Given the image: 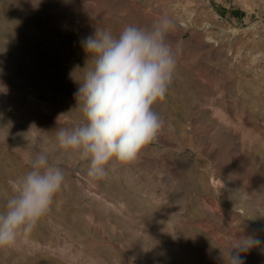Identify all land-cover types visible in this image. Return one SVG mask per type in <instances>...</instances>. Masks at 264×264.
Wrapping results in <instances>:
<instances>
[{"label": "rangeland", "instance_id": "rangeland-1", "mask_svg": "<svg viewBox=\"0 0 264 264\" xmlns=\"http://www.w3.org/2000/svg\"><path fill=\"white\" fill-rule=\"evenodd\" d=\"M167 16L176 69L157 138L102 180L62 150L96 28L118 34ZM48 154L65 181L0 264H264V0H0V209L12 181Z\"/></svg>", "mask_w": 264, "mask_h": 264}, {"label": "clouds", "instance_id": "clouds-1", "mask_svg": "<svg viewBox=\"0 0 264 264\" xmlns=\"http://www.w3.org/2000/svg\"><path fill=\"white\" fill-rule=\"evenodd\" d=\"M174 21L161 17L150 26L126 25L118 34L96 28L81 41L88 60L77 80L80 112L72 127L55 130L58 147L87 161L86 175L106 177L113 164L135 161L158 136L163 119L154 106L166 99L176 69V57L167 36ZM65 175L36 153L29 170L12 181L0 209V249L32 233L61 190ZM255 236H241L227 251L225 264H244L241 254L259 247Z\"/></svg>", "mask_w": 264, "mask_h": 264}]
</instances>
